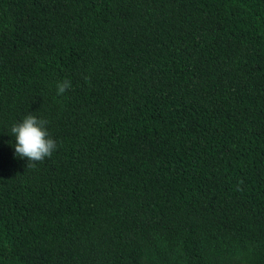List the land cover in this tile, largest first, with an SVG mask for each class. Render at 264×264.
Instances as JSON below:
<instances>
[{
    "label": "trees",
    "instance_id": "1",
    "mask_svg": "<svg viewBox=\"0 0 264 264\" xmlns=\"http://www.w3.org/2000/svg\"><path fill=\"white\" fill-rule=\"evenodd\" d=\"M0 264H264V0H0Z\"/></svg>",
    "mask_w": 264,
    "mask_h": 264
},
{
    "label": "clouds",
    "instance_id": "2",
    "mask_svg": "<svg viewBox=\"0 0 264 264\" xmlns=\"http://www.w3.org/2000/svg\"><path fill=\"white\" fill-rule=\"evenodd\" d=\"M70 86L68 80L57 84V95H63ZM47 123L45 119L29 114L11 127L12 135L15 137V154L19 158L27 159L28 165L34 166L43 162L57 150V143L50 136Z\"/></svg>",
    "mask_w": 264,
    "mask_h": 264
}]
</instances>
